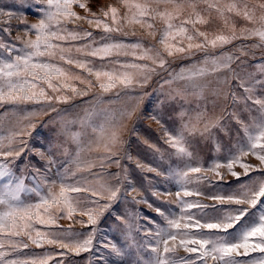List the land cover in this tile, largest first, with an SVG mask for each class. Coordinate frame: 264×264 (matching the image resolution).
I'll list each match as a JSON object with an SVG mask.
<instances>
[{"label": "snow or ice", "instance_id": "obj_1", "mask_svg": "<svg viewBox=\"0 0 264 264\" xmlns=\"http://www.w3.org/2000/svg\"><path fill=\"white\" fill-rule=\"evenodd\" d=\"M93 2L21 0L19 7L35 9L38 20L21 31L25 35L33 33L35 38L21 41V47L0 40V108L4 109L0 115V264H49L53 259L52 255L9 258L29 247V243L15 239L22 236L37 248L56 244L76 256L91 253L105 264H117V261L118 264H264V3H258L257 15V7H249L247 0L225 3L222 0H117L119 8L100 3L96 12L89 7ZM153 4L157 7H152ZM201 4L203 11L198 10ZM161 5L166 7L161 9ZM74 6L82 9L85 16H80ZM213 11L230 28V33L221 32L209 39V34L195 29V25L210 24ZM97 12L105 19L95 18ZM0 15H6L9 20L15 15L24 22L27 12L9 11ZM232 16L253 27H242L237 33L235 23L229 24ZM108 19L111 24L106 22ZM157 19L163 23L158 33L162 51L141 39L126 41L112 35L127 37L124 28L139 24L152 30L148 35L155 38L157 32L151 21ZM82 20L102 29L103 35L97 37L87 30L67 27ZM236 40L257 43L227 48ZM79 41L83 43H75ZM96 60L101 63L96 65ZM185 60L190 62L172 66ZM248 60L256 63L249 64ZM63 65H73L81 72L74 73ZM84 72L94 76L97 84L84 76ZM154 76L160 78L156 83L161 90L168 86L167 91L160 93L164 97L159 101L160 106L167 104L175 112L179 104L180 110L176 112L178 123L171 127L160 116L151 115L160 125L167 148L145 139L143 142L157 154V162L149 164L126 150L122 137L126 121L132 119L150 95L137 89L146 88ZM97 86L100 92L84 101L87 107L71 120L67 114L78 105L63 110L55 106L88 96ZM49 89L55 95H49ZM109 93L115 101L105 100L103 94ZM190 97L205 101L211 98L212 114L207 104L190 114L181 103ZM121 100L124 103L119 107L113 106ZM221 100L225 102L223 105L218 103ZM28 104L46 107L25 112L20 106ZM6 105L12 107L5 108ZM217 107L219 113L214 111ZM49 113L58 114L53 120H60L59 135L63 141L57 149L68 157L63 171L58 169L51 182L49 173L56 163L51 146L31 149L41 159H47L44 171L32 164L21 167L24 163L21 157L29 151L28 140L23 137L39 135L33 118ZM132 131L135 133V127ZM220 133L229 136V141L222 142L218 138ZM202 142H214L216 156L211 163H201L196 149ZM69 144L75 145L74 152L69 151ZM249 156L259 164L248 163L244 158ZM123 161L135 163L142 173L164 177L165 183L174 182L173 191L160 187L155 177H141L148 181L155 201L174 195L175 208L149 200L142 191L143 185L137 186ZM165 163L167 167H163ZM113 165L120 171L111 174L103 171ZM237 167L242 171H236ZM29 168L35 174L31 177L35 180L32 187L25 184ZM95 168L101 171L93 172ZM57 187L59 192L54 191ZM84 192L90 196L72 195ZM25 193H34L35 202L22 199ZM132 193L136 195L127 201ZM100 200L108 202L101 204ZM118 203L146 204L163 224L142 210L121 214L114 207ZM54 211L62 215L57 217ZM106 213L124 225V244L98 239ZM73 214L87 217V222H76L88 231L57 233L34 227L55 225L58 219H70ZM140 221H146L150 227ZM102 247L117 259L100 255ZM181 252L185 255H180Z\"/></svg>", "mask_w": 264, "mask_h": 264}, {"label": "rangeland", "instance_id": "obj_2", "mask_svg": "<svg viewBox=\"0 0 264 264\" xmlns=\"http://www.w3.org/2000/svg\"><path fill=\"white\" fill-rule=\"evenodd\" d=\"M227 2V0H222V3ZM21 3V0H0V13H7L9 11L13 13L17 12H27V15L25 17V21L22 22L21 19L14 17L9 20V18L6 15H0V40L5 41L9 44L15 45L17 47H21V41L27 40V39H34V34L29 33L25 35L22 29L26 27V25L37 23L38 20L36 19V13L35 9L28 10V9H21L19 7ZM103 3L105 7L108 5L115 4L116 7H120V5L117 3V0H94L92 4L89 5V7L92 8L93 12L97 11V5ZM247 3L249 7H257L258 3H264V0H247ZM42 7V5H41ZM152 7H157L155 4L152 5ZM164 5H161L160 8L163 9ZM169 10H171V6H167ZM74 10L80 15L85 16V12L80 9L78 6H74ZM198 10L203 11L204 5H199ZM124 10L121 9V14L123 15ZM257 15H259V9L257 7ZM94 17H88V19H93ZM101 20H104L105 17L101 15L99 12H97V17ZM107 23L111 24V20L108 19L106 21ZM154 24V30L157 32V36L155 38H152L148 35V33L152 30L148 29L145 25H128L124 28V31L128 33V36L125 37L122 34H115L112 35L116 39H123L126 41H135L137 39H141L145 42V44H150L155 46L156 48L160 49L162 51L161 46L158 44L159 40V31L163 28V23L160 20L151 21ZM179 21H177L178 23ZM235 23L236 31L239 33L240 29L242 27H253V25L249 24L247 21L241 19L237 16H232L229 24ZM258 26V25H257ZM67 27L69 29H83L87 30L89 32H92L94 36H101L103 35L102 29H97L95 25H89L86 21H76L75 23L68 24ZM190 31H194L192 25H188ZM195 29H198L199 31H204L209 34V39H211L213 36L220 34L221 32L225 34L230 33V28L225 27L224 21L220 19L217 14L213 11L211 13V23L208 25H195ZM135 33V35H132V33ZM17 37L20 39L17 40ZM203 39L202 37L200 38ZM77 44L83 43V41L75 42ZM257 43L256 40H236L233 42V44L228 45L227 48H233L236 45H251ZM74 55H79L76 53H73ZM259 55V53H258ZM84 59H94L91 57H81ZM121 60H131V57H121ZM172 59V58H169ZM243 59L247 60V57H243ZM58 63L63 64L62 61H55ZM190 61H177L172 66L175 68L177 67V64H187ZM96 65H99L101 61L96 60ZM139 63H145V61H139ZM249 64L256 63V61L248 60ZM65 68L69 69L70 71L74 73H80L81 70L74 67L73 65H63ZM233 67H236V65H233ZM84 76H87L88 79H90L94 85L97 84L94 76H89L87 72L82 73ZM159 77L154 76L152 81L149 83V85L144 89H137V92H148L150 93L149 96L145 98V100L142 102L140 109L137 111V113L132 117L131 120L126 121L127 128L125 129L123 133V140L126 141L124 148L132 153L133 156H138L140 159L145 161L149 164H155L157 161L155 160L156 153L153 152L152 149L148 148V146L143 142L145 139L151 141L152 143L158 144L162 146L163 148H167V145L163 144L162 139V130L160 128V125H158L154 120H152L150 117L153 114H156L161 117V119L169 126L171 127L173 124L178 123V117L176 115V112L180 110L179 104L176 105V111H172L171 108L165 104L163 107L160 106L159 101L164 99V97L160 94L161 91H167L168 86L165 85V88L161 90L159 88V85L156 83L157 80H159ZM58 83V82H55ZM81 87H83L81 85ZM156 89V91H153V89ZM100 92L98 86L94 87L92 91L89 93L88 96L85 97H76L74 98L69 104H56L55 106L58 109H72V105H78L79 107L72 109L71 113L67 114V119L71 120L76 113L81 112L82 108L87 107L86 104H84V101H88L92 98V96L98 94ZM49 95H55L50 89L48 90ZM68 95H72L71 92L67 93ZM102 94V93H100ZM105 100H116V98L111 94H103ZM135 95V93H133ZM121 103H124V101H117L114 103V107H119ZM183 107L185 110H188L191 113L197 107H204L205 104H207V108L209 111V114H212L213 108L211 103V98L208 99V101L205 100H198L195 97H190L187 102H183ZM220 105H223L225 102L223 100L218 102ZM229 107L230 102H228ZM12 106L6 105L5 108H11ZM25 110V112L29 110L34 109H40L42 105H35V104H28V105H22L20 106ZM107 107V105H105ZM216 113H219L220 107H217L214 110ZM4 114V109L0 108V115ZM20 114V113H17ZM11 115V113H9ZM57 113H49L48 115H41L38 117L33 118V122L37 123V132L33 133L32 138H28L27 136L23 137V139L28 140L29 143V151L21 157V161L24 163L21 165L23 167L27 164L35 165L36 167L40 168L42 171H44V166L47 163V159H41L39 155H37L36 152L31 151V149L36 148H44L48 149L49 146H51L53 152L55 153L54 159L56 160V163L51 166V172L50 180L51 178H54V175L57 170L63 171L64 162L68 159L67 156H64L61 154V152L57 149V145L60 144L63 141V137L59 135V127H60V120L56 119L53 120V117H56ZM245 116H247V113H245ZM24 123H28V121H24ZM230 127H233V125H229ZM78 127V126H76ZM135 127V133H133L132 129ZM218 138L222 142H228L230 137L227 135H224L223 133H220ZM234 138V134H233ZM70 152H74L75 145L69 144L67 145ZM201 163H211L212 159L215 158L216 152L214 151V142H202L199 144L198 148L196 149ZM169 151H171L169 149ZM93 155H98L97 153H93ZM248 163L253 165H258L259 162L254 157H245L244 158ZM123 164L126 165L131 175L135 178V181L137 183V186L139 187L141 184L143 185L142 191L147 196L149 200L154 201L155 203H161L162 207H168L171 206L175 208V196H167V197H161L160 201H155V199L150 195L149 192V184L148 181L142 180V176H147L149 178L155 177V173H142L140 169H138L135 165V163H129L128 161H123ZM167 163L163 165V167H167ZM236 171H242V169H239L238 167L235 169ZM93 172H100L101 169L95 168L92 170ZM106 173H117L120 171V169L116 168L114 165L110 168H106L103 170ZM28 176L25 179V184L28 187H32L35 184V180H33L31 177L35 174L31 171V169H28ZM78 175L82 176H88V173H79ZM251 175H261V173H251ZM231 179V178H230ZM155 181L159 182V186L163 188H171L173 191L175 190V183L172 184L165 183L164 177H155ZM110 183L115 184V180H110ZM233 182H235L233 180ZM206 191L208 189H205ZM55 192H59V187L54 189ZM72 195H79V196H90V193L84 192V193H73ZM135 193L129 194L127 196V201H131L133 199V196H135ZM92 199H95V197H91ZM137 199L140 197L137 196ZM22 199H24L26 202H35V194L34 193H25L22 194ZM101 204L107 203V200H100ZM162 202H168V203H162ZM204 203H211V201L204 200ZM115 208L121 213H132L136 210H142L144 214L155 217L157 222L161 225L163 224V220L160 219V217L157 215V213L151 211L148 209L146 204H131V203H118L114 205ZM53 214L57 217L61 216L62 213L58 211H54ZM76 221H85L87 222V217L80 214H73L72 218H64V219H58L57 223L55 225H41V224H35L34 227L36 229H39L41 231H52L59 233L62 230H71L74 232H86L88 231V228L84 227L82 224L77 223ZM144 224L145 227H150V225L147 224L146 221H140ZM101 227L103 231L98 235V239L100 240H107L111 239L113 242L119 241L121 244L125 243V236L122 231L124 225L121 221H118L115 219L114 215L109 216L107 213L105 214L104 218L101 220ZM135 235V234H134ZM142 236V234H141ZM15 239L22 240L25 243H29V247L27 249H21L19 252L14 253L12 257L9 258H28L33 255H52L53 259L49 261V264H58L59 261H63V264H105L104 260H98L96 259L91 253H81L79 256H76L74 253L70 252L66 248H61L56 244H43L42 247L37 248L35 245L31 244L26 236L17 237ZM127 250V249H125ZM61 253H65L66 255L62 256ZM180 255H185L183 252L179 253ZM100 255L110 258L113 260H116L117 258L111 257L110 252L107 248H101L100 249ZM118 264V261H117Z\"/></svg>", "mask_w": 264, "mask_h": 264}]
</instances>
